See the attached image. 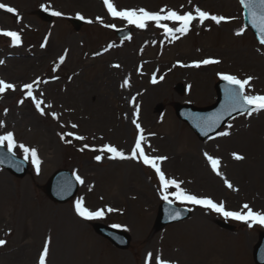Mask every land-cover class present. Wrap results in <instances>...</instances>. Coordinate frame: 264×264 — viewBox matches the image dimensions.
<instances>
[{"label":"rangeland","instance_id":"374dc122","mask_svg":"<svg viewBox=\"0 0 264 264\" xmlns=\"http://www.w3.org/2000/svg\"><path fill=\"white\" fill-rule=\"evenodd\" d=\"M113 1L118 7L142 6L140 8L147 11H159L157 7L164 4L179 9L176 6L182 4L185 9L181 12L193 11L199 7L213 15L234 18L229 23L221 22L219 25L214 22L204 24L196 22L191 29L192 32L185 35L173 48H170L172 44L169 42L164 45L169 47L164 53V58H168L170 51L175 49V52L190 54L194 58L202 55L219 57L221 63L198 72L176 69L168 73L163 83L149 90L158 91L157 98L149 100L144 112L141 111L139 122L144 133L158 131L165 140L171 142L176 141L178 134L182 139H187L182 142L187 143L183 146V152L188 153L182 155L183 164L181 162V166L178 167L183 174H177L184 178L189 190L223 201L225 205L238 211L247 203L254 211L264 212V111L253 113L252 116L243 114L235 118L221 130L228 131L230 135L219 136L205 143L196 140V146L192 150L191 139L189 140L186 132L192 137L194 135L174 116L171 106L174 102L184 101L200 107L210 105L215 96L213 84L218 72L230 73L238 78L252 75L256 77L255 91L264 93V71L260 73L264 67V52L255 50L258 47L257 43L242 24V11L238 1ZM0 3L15 8L18 12L15 17H19L15 21L0 10V27L23 29L24 41L33 44L29 49L10 50L0 38V61H3L0 64V79L13 84L17 82L18 87L21 84L41 81L44 76H38L49 73V65L54 64L62 54L65 60L67 59L66 68L77 70L75 81L74 78L72 80L75 85L74 95L65 96V93L59 90L60 87L58 90L54 88L56 84L45 88L47 98L51 100H45L44 94L42 96L39 92L41 88L35 91V97H40L44 101L41 107L44 108L46 115H41L34 103L28 97H23L21 90L0 97V121H3L0 135L12 132L17 145L35 148L40 160L39 171L41 169L40 173L34 171L33 176H27L22 180H15L6 172L0 171V238L8 236L6 245L0 247V264H37L38 251L43 250L42 237L49 234L57 224L56 221H59L57 213H64L65 218L72 224L73 203L55 205L49 202L40 190L47 176L59 167L73 168L84 179L78 199L88 204L91 210L102 209L105 203L121 210L107 221L125 226L132 235V245L126 251H112L109 243L96 236L89 224L81 222L76 217L77 223L72 225L75 235L73 233V237H70V241L74 243L72 258L66 263H58L51 247L46 264H141L142 257L148 253L153 254L150 264H154V252L158 247L167 252L177 250L176 255L164 256L163 259H176L180 264H246V262L248 264V257L251 260L250 264H253L251 246L257 235L255 226L234 223L232 231L215 229L214 226L217 225L212 213L208 214L202 210L193 212V225L188 231H184L185 235L183 232L176 233L178 229L185 228L184 223L166 226L164 230L154 232L153 222L159 203L156 195L158 187H153L151 183L150 185L143 172L135 165L127 166L126 169L124 163L109 164L104 161L101 165H96L91 161L94 153H89L91 151L85 148L82 154H78L68 147L69 143L65 142L69 140L68 138L61 139V134L68 130L85 137L84 140L89 146L104 144L129 146L137 131L134 126L132 128L129 125V120L124 121L121 97L117 92L112 94V89L115 91L117 88L109 87L111 83H115L118 74H124L132 82H140L136 74V58L123 61V54L126 57L128 53L134 56L131 52L139 53L141 50L142 37L139 38V30L136 29L131 39L126 42L115 39L109 28L97 22L96 18H102L104 24L119 25L120 22L109 19L96 0H0ZM38 6L48 7L60 12L61 15L56 16L53 23L48 25L32 14V10ZM75 14H81L92 23H87L79 31H75L66 21L67 17ZM241 28L244 29V33L240 36L235 35ZM43 39L48 42V47L45 51H39L37 49ZM154 40L160 43L159 39ZM106 42L111 45L110 53L105 55L106 57L92 60L89 55H92V52L96 54L101 44ZM157 42L155 45L145 47L144 55L158 52ZM5 54L9 56H4ZM14 54L23 56L15 57ZM114 59L122 61L123 66L114 70L102 64L103 62L108 64ZM249 61L253 63L248 65ZM171 62L172 60L168 65ZM107 71L111 72L112 81L104 78L105 84L97 86L95 81L100 77L99 74L103 72L106 76ZM176 83L184 84L187 91L182 95L176 93L174 91ZM95 85L100 93L105 95L104 102L102 98L95 102L99 97ZM140 85L144 86L146 83ZM89 88L91 90L93 88V93L88 91ZM90 93V96L95 98L94 101L88 96ZM20 100H24V103H19ZM49 104L50 108L47 107ZM157 105L163 106L161 113H157ZM124 106L130 117L134 112L133 107L130 108L127 104ZM53 112L57 114L58 119L52 118ZM72 124H76L77 127L72 128ZM126 125L130 126V137H127L130 132H127ZM228 125H231V128ZM194 138L196 139L195 136ZM200 148L204 153L219 158L221 176H217L211 171L209 164L203 162ZM17 149L23 154L19 147ZM233 153L244 158L236 160L232 156ZM162 155L168 156L170 152ZM174 155L180 157L179 151L176 150ZM164 167L169 171L173 168L169 167L168 163H164ZM195 174H199L200 177ZM224 179L233 184V191L224 187L226 186ZM150 181L153 183V179ZM118 183L127 189L117 192L115 185ZM76 246L82 249L79 255H75L78 252ZM194 247L203 252L195 251Z\"/></svg>","mask_w":264,"mask_h":264},{"label":"snow or ice","instance_id":"6c2138e0","mask_svg":"<svg viewBox=\"0 0 264 264\" xmlns=\"http://www.w3.org/2000/svg\"><path fill=\"white\" fill-rule=\"evenodd\" d=\"M239 3L246 10L249 18V22L252 24L254 28H256L259 33V43L264 45V0H239ZM103 4L107 9V12L113 18H118L127 25L134 26L137 29H145L148 27L149 22H152L155 27L163 29L164 33L169 35L172 39H176L177 33L179 34H187L190 30V27L193 25V22H198L199 24H204L205 22H214L219 25L221 22H226L229 19L234 18H226L223 15H213L208 11L201 10L199 7H196L193 11H186L183 14H179L178 12L168 9L165 10L161 8L158 12L147 11L144 8L140 9H124L117 10L116 6L112 3V0H103ZM0 9H4L9 13H16V9L10 7L4 3H0ZM52 15L60 16L61 13L56 11L53 12ZM79 19H84L83 16L78 14ZM97 22L103 24V20L100 17H97ZM172 22L173 24H177V27H170L168 23ZM88 23H92V21H88ZM104 27L115 28V24H105ZM244 33V29L241 28L238 30L235 35L240 36ZM0 36H4L6 38H10L11 43L13 45H19L21 42V38L19 33L10 30H0ZM126 39H130L131 37H125ZM43 47V45H41ZM111 47V45H110ZM60 60L63 61L64 57L61 56ZM3 61H0L2 64ZM219 60L207 58L199 61L193 62L191 65H183L184 67H196L200 68L202 65H211L218 64ZM116 68H119L120 65H113ZM220 80L226 82V87L224 88L225 93V104L224 108L221 112L213 114L208 117L201 127L202 134L207 135L208 131H211L215 128L220 121L223 119L225 114H230L232 111H240L242 114H246L247 116H252L253 113H258L260 111H264V95L262 94H251V81L253 77L248 76L246 78H238L236 75L228 74V73H217ZM160 80H163L164 77H159ZM152 83L157 82V78L153 75ZM40 83L39 80L34 81L33 83L24 84L23 90H25V94L27 97L32 99L36 109L40 112L41 115H46L44 108L41 105L44 103L42 99H37L33 95V84ZM129 80L125 79L123 81L122 86H128ZM11 89L15 91V85L11 83H6L3 80H0V93L5 92L6 90ZM42 95V94H41ZM134 99V98H133ZM19 103L23 104L24 100H20ZM47 107H51V105H47ZM7 111V110H5ZM53 119H58L56 113H51ZM133 116L138 118V108L137 112L133 113ZM132 119V124L135 125L137 129V137L135 139L134 146L131 148V152L129 155H126L124 151L119 150L117 147L112 146L111 144H104L100 148H92V151H98L101 155H95L94 159L96 161H101L103 159L104 154H107V158L110 160L120 159H131L136 160L146 167H149L154 170L156 177L159 181V191L160 198L166 201L169 205L173 204L175 201H179L181 203L191 204L203 207L206 210L217 213L218 215L223 216L228 219L231 218L236 221H241L247 223L248 227H252L253 224H258L264 226V212L254 211L247 203L241 206L240 211H230L225 207V203L223 201L216 202L210 197H198L197 195L188 193L185 189L181 187L180 181L176 179L166 178L164 172L160 167V162L167 159L164 156H150L146 153L144 147H142V142L145 140L143 135V129L141 125L138 123V119ZM198 127L200 125H197ZM0 127H3V121H0ZM72 128H76V124L71 125ZM231 128V125H228ZM217 136H228L230 133L228 131H220L216 133ZM66 136H73L76 140H84L85 137L76 135L72 132L62 133L61 139L64 140ZM212 139V137H209ZM66 143H71V141H65ZM7 146V152L13 153V150L19 147L23 154L24 159L28 160L31 158L32 164L36 167L37 172H39L40 160L38 158L37 150L35 148H28L23 144L17 145L14 134L12 132H7L3 135H0V146ZM85 148H89V145L85 144L80 151H84ZM14 154V153H13ZM205 159L211 167V170L217 175L221 176L220 172V160L219 158H214L208 153H204ZM233 158L236 160H241L244 157L237 153L232 154ZM75 175V173H74ZM76 180L83 184L84 180L76 175ZM224 184L227 188L232 189L233 184L230 183L227 179H224ZM170 189H175L174 191H170ZM171 197V199H170ZM190 210V209H189ZM107 212H114L117 209L112 207H107L106 209H97L90 210L85 207L84 201L78 199L74 204V212L75 214L82 218L83 220H93L99 217H102ZM181 213L175 209L169 210V218L170 219H179ZM114 227H120V225H114ZM6 243L5 240L0 239V246H3ZM49 244L50 241L46 240L44 242L43 250L39 254L38 264H46V257L49 253ZM152 253H148L145 258V264H150L152 260ZM155 264H170V261L162 259L161 256L157 255L155 257Z\"/></svg>","mask_w":264,"mask_h":264},{"label":"bare ground","instance_id":"6f19581e","mask_svg":"<svg viewBox=\"0 0 264 264\" xmlns=\"http://www.w3.org/2000/svg\"><path fill=\"white\" fill-rule=\"evenodd\" d=\"M178 25L176 24L175 27H177ZM154 31V28H151L149 30H146L145 31V34H144V37L147 38L149 37V35ZM173 55V54H172ZM131 59H134V57L130 56ZM175 59H182L184 61H189V57L188 56H180V55H177L174 57ZM155 62L153 61H150L147 65H146V68H149V67H156V65L154 64ZM71 71H66V73H64V76L65 74H70ZM66 77V76H65ZM108 78V76L106 77ZM109 80H111L112 78H108ZM105 83V80H104V76H100L96 79L95 81V84L98 86V85H103ZM95 85V87H96ZM89 92H93V88L92 90L89 88L88 90ZM64 92L66 95H71L73 92H74V89L72 87V84L70 83H65V88H64ZM153 92V91H152ZM150 93L149 95L145 94V93H140L138 95V99L139 101H145V105L146 106V103L148 102V99H150L151 97V94H152V97L153 99L157 97V93L156 91H154L153 93ZM99 98H102L101 96L97 97V99L95 100L94 97H91L92 101L95 100V102H97L99 100ZM68 222L67 220L65 219V215L64 214H60L59 216V225L62 226L58 232L57 230L56 231V236L57 234L59 233L58 235V238H59V243L56 244V247L57 249L60 251L61 254H63V256H65V258L69 259L72 257V254H73V251H74V243L72 241L69 240V237L71 235V229L68 227ZM55 236V237H56ZM197 238V237H196ZM78 248V252L75 254V255H79L82 253V249L79 247V246H76ZM194 250L197 251V252H203L202 250H199L198 248L194 247ZM176 255V253L174 254ZM197 255V254H196ZM235 261V260H234Z\"/></svg>","mask_w":264,"mask_h":264},{"label":"water","instance_id":"95a60500","mask_svg":"<svg viewBox=\"0 0 264 264\" xmlns=\"http://www.w3.org/2000/svg\"><path fill=\"white\" fill-rule=\"evenodd\" d=\"M228 115H230V114H225L224 117H223V119L226 118ZM187 119H188V118H187ZM158 224H159V225L163 224V223L161 222L160 218H159Z\"/></svg>","mask_w":264,"mask_h":264}]
</instances>
